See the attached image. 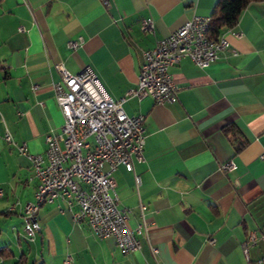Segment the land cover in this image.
<instances>
[{"label": "crops", "instance_id": "obj_1", "mask_svg": "<svg viewBox=\"0 0 264 264\" xmlns=\"http://www.w3.org/2000/svg\"><path fill=\"white\" fill-rule=\"evenodd\" d=\"M216 1L0 0V264L22 254L30 264H264V0L222 29L230 45L214 62L200 67L184 57L171 65L175 102H124L128 114L145 115V160L134 162L141 184L123 166L114 172L130 225L146 229L137 250L125 254L113 237L75 223L60 199L39 207L41 229L30 241L23 207L37 180L3 136L7 127L31 152L45 153L47 133L64 123L54 97L57 63L71 73L92 69L121 98L136 85L143 50L194 15L212 16ZM146 17L152 31L141 30ZM227 124L240 131L242 149ZM229 159L236 168L222 170ZM251 234L256 241L245 252Z\"/></svg>", "mask_w": 264, "mask_h": 264}, {"label": "built area", "instance_id": "obj_2", "mask_svg": "<svg viewBox=\"0 0 264 264\" xmlns=\"http://www.w3.org/2000/svg\"><path fill=\"white\" fill-rule=\"evenodd\" d=\"M210 25L207 16L194 15L154 47L143 50L136 85L118 99L111 96L92 69L71 73L62 63L56 64L61 78L53 85L54 97L64 123L59 132L47 133L45 153L31 152L27 143L16 141L7 127L3 135L30 161L37 180L34 200L23 207L24 231H31L35 239L41 229L39 207L60 199L75 223L86 222L97 237H113L123 253L140 248V236L146 229L130 225L131 209L120 206L114 172L123 166L134 173L136 186L141 184L134 162L145 160V115L128 114L124 102L129 97L175 102L178 90L171 65L189 57L198 66L206 67L230 45L225 34L210 37ZM154 26L153 18L146 17L140 27L142 31H152ZM235 34L241 36L239 32ZM80 41H70V45L75 48ZM235 168L232 159L222 164L224 171ZM140 207L143 211L146 205L141 203ZM255 241L256 235L251 234L243 243L244 251ZM152 252L156 253L157 248L152 247ZM66 263L70 264V258Z\"/></svg>", "mask_w": 264, "mask_h": 264}, {"label": "trees", "instance_id": "obj_3", "mask_svg": "<svg viewBox=\"0 0 264 264\" xmlns=\"http://www.w3.org/2000/svg\"><path fill=\"white\" fill-rule=\"evenodd\" d=\"M251 1H262V0H217L215 4V9L211 16V25L209 29V36L212 38H217L224 28L234 27L238 21L242 11ZM225 133L231 135L230 138H237L238 142L236 144V149H242L246 141L241 140V133L236 128L234 124H227L223 127ZM3 214L0 212V215ZM0 255L2 253L0 252ZM16 264H30L28 261V256L22 254ZM31 264H45L41 258L34 259Z\"/></svg>", "mask_w": 264, "mask_h": 264}, {"label": "bare ground", "instance_id": "obj_4", "mask_svg": "<svg viewBox=\"0 0 264 264\" xmlns=\"http://www.w3.org/2000/svg\"><path fill=\"white\" fill-rule=\"evenodd\" d=\"M207 21H211V16H207ZM28 234L29 240H33L34 239V235L32 234L31 231H25Z\"/></svg>", "mask_w": 264, "mask_h": 264}]
</instances>
